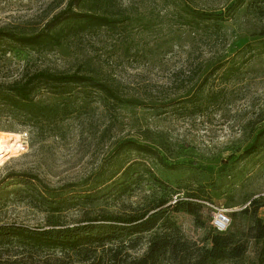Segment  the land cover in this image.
<instances>
[{
  "label": "rangeland",
  "instance_id": "obj_1",
  "mask_svg": "<svg viewBox=\"0 0 264 264\" xmlns=\"http://www.w3.org/2000/svg\"><path fill=\"white\" fill-rule=\"evenodd\" d=\"M66 1L0 0V27H41ZM234 1L191 4L218 13ZM122 5L130 23L52 50L0 44V82L83 66L108 77L124 100H139L40 87L36 102L53 109L24 116L0 107V264H61V249L10 227L96 226L176 199L195 202L197 213L169 211L150 231L124 232L108 255L137 264L150 235L168 233L191 253L182 264H195L198 249L211 246L215 212L226 209L240 254L206 264H264V2H237L227 20L196 30L183 7L165 0ZM149 264L181 263L166 252Z\"/></svg>",
  "mask_w": 264,
  "mask_h": 264
},
{
  "label": "trees",
  "instance_id": "obj_2",
  "mask_svg": "<svg viewBox=\"0 0 264 264\" xmlns=\"http://www.w3.org/2000/svg\"><path fill=\"white\" fill-rule=\"evenodd\" d=\"M123 0H67L64 7L54 13L41 27H0V44L10 41L21 46L40 50H52L66 45L81 34L100 28H116L130 21L122 5ZM175 6L183 7L188 14L186 23L190 28L216 26L219 20H227L234 4H242L244 0H235L233 4L220 12L199 11L191 4L192 0H165ZM190 1V3H189ZM264 0H250V2ZM208 77L205 79V81ZM78 86L91 88L101 92L107 98L126 103H139L137 99L124 100L119 87L101 72L83 66L68 70L40 69L23 74L11 82H0V107L10 111L36 114L40 108L53 109L51 105L41 106L36 102V91L42 87L55 95L70 93ZM146 144H135L138 150L147 149ZM195 202L175 200L159 211L139 213L136 211L118 212L105 217L104 223L89 226L50 228L31 230L27 227H10L12 231L29 237L39 246L59 248L63 251L58 262L61 264H120L118 252L108 255L110 244L124 232L128 234L150 231L157 225L160 217L169 211H187L196 214ZM256 209V208H255ZM254 209V210H255ZM160 215V216H159ZM6 229L0 226V232ZM94 230H96L94 232ZM258 237L264 238V224L259 223ZM1 235V234H0ZM137 238H130L129 245L134 246ZM211 246L198 249L195 264H206L214 260H222L230 256H238L232 230L219 232L214 228L209 236ZM186 243L178 236L164 233L151 234L148 246L142 256L136 259L137 264H149V261L162 253H168L181 264L191 253L185 248Z\"/></svg>",
  "mask_w": 264,
  "mask_h": 264
},
{
  "label": "built area",
  "instance_id": "obj_3",
  "mask_svg": "<svg viewBox=\"0 0 264 264\" xmlns=\"http://www.w3.org/2000/svg\"><path fill=\"white\" fill-rule=\"evenodd\" d=\"M230 218L226 209H218L214 214L213 225L219 232H224L228 229Z\"/></svg>",
  "mask_w": 264,
  "mask_h": 264
}]
</instances>
